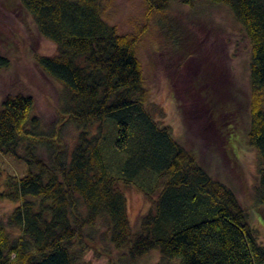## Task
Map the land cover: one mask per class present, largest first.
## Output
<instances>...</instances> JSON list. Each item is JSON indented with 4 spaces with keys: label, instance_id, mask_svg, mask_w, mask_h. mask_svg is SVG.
Masks as SVG:
<instances>
[{
    "label": "trees",
    "instance_id": "16d2710c",
    "mask_svg": "<svg viewBox=\"0 0 264 264\" xmlns=\"http://www.w3.org/2000/svg\"><path fill=\"white\" fill-rule=\"evenodd\" d=\"M110 1L20 0L56 44L54 55L35 60L65 87L68 105L50 132L37 134L31 95L0 102V151L28 167L8 176L0 192L17 203L0 221V264H82L86 248H111L118 255H108L110 264L153 250L165 264H264V243L234 190L150 111L138 57L151 18L173 2L230 9L250 46L246 141L258 155L257 200L264 205V0H143L144 20L128 33L110 21ZM6 61L0 56V66ZM69 123L78 130L72 146L64 137ZM127 186L150 202L136 228Z\"/></svg>",
    "mask_w": 264,
    "mask_h": 264
},
{
    "label": "rangeland",
    "instance_id": "374dc122",
    "mask_svg": "<svg viewBox=\"0 0 264 264\" xmlns=\"http://www.w3.org/2000/svg\"><path fill=\"white\" fill-rule=\"evenodd\" d=\"M110 2L109 19L121 33L132 32L143 22V0ZM147 27L138 57L150 111L159 122L171 126L178 141L196 152L213 177L234 190L264 243V205L257 200L259 160L246 141L250 46L243 28L228 7L204 1L194 6L173 2L165 15H154ZM56 51V44L39 33L20 0H0V56L7 58L0 66V102L8 94L31 95L37 134L50 132L68 105L65 87L35 60L37 55L51 56ZM77 133L75 125L65 126L69 145ZM37 148L45 151L40 143ZM27 171L23 159L0 151V192L8 176L21 177ZM124 189L130 223L136 228L150 202L135 186ZM16 205L0 197V221L5 222ZM108 250L84 249L82 264H110L108 255L118 254ZM132 262L118 264L167 263L156 250Z\"/></svg>",
    "mask_w": 264,
    "mask_h": 264
}]
</instances>
